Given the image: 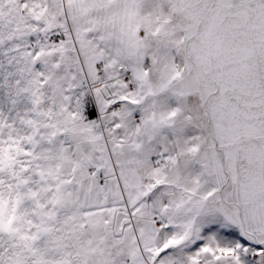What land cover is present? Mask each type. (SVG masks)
<instances>
[{
	"label": "snow or ice",
	"instance_id": "6c2138e0",
	"mask_svg": "<svg viewBox=\"0 0 264 264\" xmlns=\"http://www.w3.org/2000/svg\"><path fill=\"white\" fill-rule=\"evenodd\" d=\"M0 264H264V0H0Z\"/></svg>",
	"mask_w": 264,
	"mask_h": 264
}]
</instances>
